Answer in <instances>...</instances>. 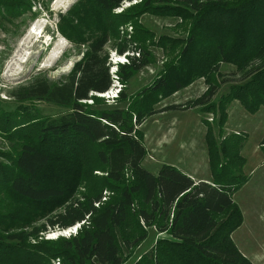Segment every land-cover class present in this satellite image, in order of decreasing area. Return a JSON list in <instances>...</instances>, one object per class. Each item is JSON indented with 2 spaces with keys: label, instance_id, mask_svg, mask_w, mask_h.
<instances>
[{
  "label": "rangeland",
  "instance_id": "obj_1",
  "mask_svg": "<svg viewBox=\"0 0 264 264\" xmlns=\"http://www.w3.org/2000/svg\"><path fill=\"white\" fill-rule=\"evenodd\" d=\"M81 1L0 0V195L3 197L2 204L5 203L4 226L11 227L14 223L10 230L13 232L30 230L67 203L77 201L83 204L93 202V206L100 209L106 204L118 202L124 190L131 192L130 188L137 185L141 190L132 193L125 222L113 232L120 248L121 264H214L196 261L180 251L172 243V237L160 229L163 220L158 213L148 222L144 220L139 211L150 212V206L144 202L142 184L130 170L123 173L119 182H111L106 177L105 164L97 158L96 144L84 142L78 149H73L76 155L71 163L60 162L58 166L57 160L40 173L39 179L43 183H55L60 179L67 186L62 199L33 204L12 194L4 181V176L9 178L21 174L14 165L21 145L25 142L37 144L41 126L67 112L49 100L34 98L27 88L36 79L50 83L62 81L81 58L84 45L73 43L63 34L59 21L60 14L70 11L74 23L78 18L82 19ZM140 3L141 0L125 2L102 17L97 14L92 17L91 11H97L89 10V16L81 20L82 29L87 31L84 36L96 25L114 27L109 32L110 41L106 45L114 82L108 91L92 94L97 98L95 103L92 99L86 100V103L93 109L122 107L133 123L139 120L135 125L136 135L146 150L142 166L154 174L162 165L168 164L195 181L210 182L207 143L212 136L218 165L225 164L228 167L225 173L235 176V180H244L237 188L232 179L230 186L233 188L234 204L224 213L215 215V219L217 222L227 221L225 227H229L236 225L240 215V225L236 229L235 226L228 229V235L252 264H264V144H261L264 139V106L251 113L238 100L226 102L230 84L247 82L248 72L254 73L259 63L253 62L243 69L221 63L219 68L217 66L219 76L211 73L210 77H196L179 89L168 83L165 89L144 93V88L167 74L168 67L177 65V57L187 43L193 20L178 15L179 9L175 7L181 5L175 1L166 4L154 2L151 4L153 9L148 11L144 6H139L138 10L134 8ZM160 6H170L175 10L169 13L168 7L158 9ZM120 13L126 15L116 17ZM143 38H146L143 50L147 52L148 64L134 72L124 84L118 79V69L128 62V55L133 53L138 56L139 53L131 50L128 55L127 52L118 54L112 45L119 39L140 42ZM117 59L120 62H116ZM210 79L217 88L216 93L210 102L202 104L201 101L200 105L192 107L193 101L201 100L202 95L208 92ZM122 92L125 99L120 97ZM170 105L181 108L157 111ZM135 113L141 114L140 119L136 120ZM220 118L222 121L217 125ZM237 154L245 159L240 173L234 170L240 163ZM97 197H100L99 201L95 200ZM27 216L32 222L26 223ZM82 225L81 222L77 230L56 228L40 233L36 238L31 237L27 245L38 246L41 252H46L49 246L40 241L70 237L77 234ZM50 264H58V259Z\"/></svg>",
  "mask_w": 264,
  "mask_h": 264
},
{
  "label": "trees",
  "instance_id": "obj_2",
  "mask_svg": "<svg viewBox=\"0 0 264 264\" xmlns=\"http://www.w3.org/2000/svg\"><path fill=\"white\" fill-rule=\"evenodd\" d=\"M131 1L133 0H82V19L89 16V10L97 11H91L92 17L95 14L100 17L105 13L111 14L112 10ZM169 1L181 5L175 7L179 9L178 15L192 18V28L187 43L177 57V65L168 67L167 74L144 88L143 92L165 89L168 83L173 84L174 89H179L192 79L199 76L210 77L211 73L219 76L218 65L221 63L243 69L246 65L257 62L259 66L255 72L246 73L249 75L247 82L230 84L226 102L238 100L251 113L264 106V0H141L140 5L134 8L138 10L139 6H144L148 11L153 9L151 4L154 2L166 4ZM164 7H168L169 13L175 10L170 6H160L158 9ZM72 15L71 11L59 15L60 25L62 24L60 29L73 43L84 45L81 58L62 81L50 83L36 79L27 88L34 98L49 100L65 108L67 112L41 126L40 141L37 144L25 142L21 145L14 158L15 168L21 174L9 178L4 176L9 190L33 204L62 199L66 195L67 186L60 179L55 183H43L39 179L40 173L57 160L58 166L60 162L71 163L76 155L73 149H78L84 142L96 144V155L105 164L106 177L117 183L122 179L123 173L130 170L142 184L144 202L150 206V212L143 209L139 213L147 222L158 213L163 220L160 229L172 237V243L180 251L196 261L252 264L228 235V229L231 230L234 226L236 229L240 225L241 216L239 215L236 225L229 227H225L227 221L217 222L215 219V215L224 213L234 204L233 188L230 186L232 179V184L237 188L244 180H235V176L225 173L228 170L225 164H221V167L218 165V153L212 136L207 143L212 177L210 182L195 181L173 165H162L156 174L144 168L142 161L146 150L135 129L139 120L133 123L131 116L122 107L93 109L86 103L90 99L95 103L97 98L92 94L108 91L114 82L106 49L110 41L109 32L114 27L102 28L96 25L84 36L87 31L81 27V17L74 23L70 18ZM124 15L126 14L120 13L116 17ZM126 39H119L112 45L118 54L127 52L128 55L131 50L139 53L135 56L131 52L128 62L118 69V79L124 84L134 72L148 64L147 52L143 50L146 38L140 39V42ZM130 43L134 46H130ZM212 81H208L209 90L202 95L203 100L193 101L192 107L200 105L201 101L202 104L210 102L217 91ZM120 97L125 99L123 92ZM180 108L178 105H170L157 111ZM134 116L137 120L141 114L135 113ZM219 121L222 118L217 121V125ZM208 137L209 133L206 141ZM261 144H264V139ZM66 148L71 149L65 150ZM220 154L223 152L220 151ZM239 159L240 163L234 167L238 173L245 164L244 158ZM130 190L131 192L124 190L118 202L106 204L100 209L95 208L93 202L67 203L45 219L38 218L44 221L33 226L32 230L16 232L10 231L14 226L13 222L11 227L4 226L2 218L6 217L3 214L5 203L2 204L3 197L0 195V264H50L54 259H58V264H121L120 248L113 232L126 220V209L132 202V193L139 192L141 188L134 185ZM95 200L99 201L100 197ZM29 218L26 217V223L32 222ZM81 222L83 225L75 235L58 237L54 241L42 239L39 243L49 246L46 252H41L38 246L27 245L31 237L36 238L40 233L56 228L65 230Z\"/></svg>",
  "mask_w": 264,
  "mask_h": 264
},
{
  "label": "built area",
  "instance_id": "obj_3",
  "mask_svg": "<svg viewBox=\"0 0 264 264\" xmlns=\"http://www.w3.org/2000/svg\"><path fill=\"white\" fill-rule=\"evenodd\" d=\"M98 205V204H97ZM96 205V206H97ZM80 226V223H77L75 226H73V227H71V228H68V229H73V230H77V227H79Z\"/></svg>",
  "mask_w": 264,
  "mask_h": 264
},
{
  "label": "bare ground",
  "instance_id": "obj_4",
  "mask_svg": "<svg viewBox=\"0 0 264 264\" xmlns=\"http://www.w3.org/2000/svg\"><path fill=\"white\" fill-rule=\"evenodd\" d=\"M28 37H29V36H28ZM30 39H31V38H30ZM31 41H32V39H31ZM26 43H27V42H26ZM26 43H25V44H26ZM33 47H34V46H33ZM116 62H120V60H119V59H117V61H116ZM116 64H117V63H116Z\"/></svg>",
  "mask_w": 264,
  "mask_h": 264
},
{
  "label": "crops",
  "instance_id": "obj_5",
  "mask_svg": "<svg viewBox=\"0 0 264 264\" xmlns=\"http://www.w3.org/2000/svg\"><path fill=\"white\" fill-rule=\"evenodd\" d=\"M191 177V176H190ZM192 178V177H191Z\"/></svg>",
  "mask_w": 264,
  "mask_h": 264
}]
</instances>
